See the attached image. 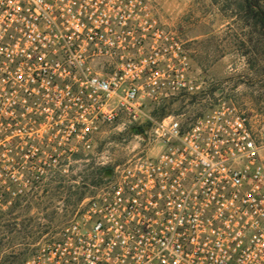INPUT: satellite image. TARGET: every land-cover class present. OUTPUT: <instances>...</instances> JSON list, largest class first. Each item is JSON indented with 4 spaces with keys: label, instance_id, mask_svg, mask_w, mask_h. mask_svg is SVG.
<instances>
[{
    "label": "built area",
    "instance_id": "obj_1",
    "mask_svg": "<svg viewBox=\"0 0 264 264\" xmlns=\"http://www.w3.org/2000/svg\"><path fill=\"white\" fill-rule=\"evenodd\" d=\"M205 86L148 0H0V211L66 173L103 127L150 126L23 264H264L250 117L225 98L189 120L153 116Z\"/></svg>",
    "mask_w": 264,
    "mask_h": 264
},
{
    "label": "rangeland",
    "instance_id": "obj_2",
    "mask_svg": "<svg viewBox=\"0 0 264 264\" xmlns=\"http://www.w3.org/2000/svg\"><path fill=\"white\" fill-rule=\"evenodd\" d=\"M148 1L160 22L183 42L191 73L206 80L205 93L164 101L154 108L153 116L161 120L183 114L180 119L189 120L218 98L231 99L250 117L264 162V41L246 26L238 9L242 0ZM149 131V125L128 121L103 127L92 149L71 160L66 173L48 176L19 207L1 210L0 264H22L55 238L81 202L98 193L117 167L146 147ZM92 177L100 180L98 186L91 183Z\"/></svg>",
    "mask_w": 264,
    "mask_h": 264
},
{
    "label": "trees",
    "instance_id": "obj_3",
    "mask_svg": "<svg viewBox=\"0 0 264 264\" xmlns=\"http://www.w3.org/2000/svg\"><path fill=\"white\" fill-rule=\"evenodd\" d=\"M263 2L264 0H242L238 5V9L243 11L242 18L246 26L250 27L253 30L252 34H257L262 41H264V9L261 7V3ZM88 179H90V177H88ZM91 183L98 186L100 180H94V177H92ZM19 203V201L16 202L9 210L19 207Z\"/></svg>",
    "mask_w": 264,
    "mask_h": 264
},
{
    "label": "crops",
    "instance_id": "obj_4",
    "mask_svg": "<svg viewBox=\"0 0 264 264\" xmlns=\"http://www.w3.org/2000/svg\"><path fill=\"white\" fill-rule=\"evenodd\" d=\"M221 59H225V57H222Z\"/></svg>",
    "mask_w": 264,
    "mask_h": 264
}]
</instances>
